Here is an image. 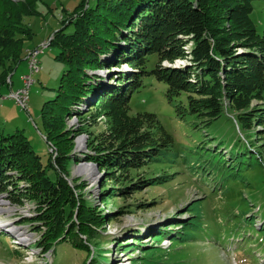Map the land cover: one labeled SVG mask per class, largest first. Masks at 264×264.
<instances>
[{
    "label": "trees",
    "instance_id": "obj_1",
    "mask_svg": "<svg viewBox=\"0 0 264 264\" xmlns=\"http://www.w3.org/2000/svg\"><path fill=\"white\" fill-rule=\"evenodd\" d=\"M40 1L0 0V84L8 78L11 84L22 45L31 38L24 20L38 15ZM256 1L263 0H83L62 21L49 46L58 47L55 59L67 69L40 113L47 163L20 131L0 132V194L14 204L23 199L35 204L29 222L41 234L36 249L46 254L54 244L69 247L71 238L78 239L83 264L109 263L97 242L106 237L97 228L116 218L85 198L84 184L68 180L69 167L78 159L73 153L77 136H88L82 158L102 172V202L131 199L167 182L163 176L133 177L174 144L155 114H130V99L143 87V78L167 86L166 97L181 117L194 115L212 124L227 114L240 132H264V31L259 33L252 19ZM154 55L156 66L147 69V57ZM69 115L76 116L75 131L65 125ZM102 120L105 129L94 132ZM147 206L138 202L119 212ZM190 213L191 221L170 227L183 229L170 233L174 241L195 239L199 217ZM157 233L155 241L169 235L163 229ZM134 237L132 245L142 241Z\"/></svg>",
    "mask_w": 264,
    "mask_h": 264
},
{
    "label": "rangeland",
    "instance_id": "obj_2",
    "mask_svg": "<svg viewBox=\"0 0 264 264\" xmlns=\"http://www.w3.org/2000/svg\"><path fill=\"white\" fill-rule=\"evenodd\" d=\"M81 2L83 0H41L36 3L38 15L24 20L31 38L22 45V61L12 72L11 84L9 78L7 83L0 84V132L20 131L45 164L49 146L43 137L41 108L55 97L60 77L67 69L55 59L59 49L55 45L49 46V40ZM252 19L258 32L263 33L264 0L254 2ZM43 44L47 46L37 57L41 70L32 75L27 110H22L6 97L23 86L22 77L29 73L27 52ZM147 58L146 68H155L157 56ZM180 62L176 65L184 64ZM104 72L106 75L111 73ZM166 91L164 83L154 77H145L143 87L132 95L129 103L130 114H155L174 139V144L163 151L158 161L133 177L163 176L167 177L166 183L144 188L131 199L102 202V172L95 163L82 158L86 154L88 136L82 134L73 141V153L78 159L69 167L68 180L77 185L84 184L85 198L98 211L111 213L116 218L97 228L106 237L97 241L100 254L109 261L107 264H264V132H240L227 114L212 124H205L194 115L181 117L176 112V103L167 99ZM64 122L72 131L78 126L75 115L66 116ZM104 129L102 120L92 130L100 132ZM79 139L82 140L81 149H77ZM87 165L94 171H77L79 166ZM104 184L107 188L113 185ZM21 186L24 185L21 183ZM0 199L3 202L0 223L4 226L0 229L3 232L0 234V264H83V252L77 250L78 239L71 238L69 247L61 242L54 244L46 254L35 248L41 234L36 233L29 222L34 216L32 201L23 199L20 205L14 204L7 194H0ZM138 202H146L148 206L145 209L133 207V213L119 212ZM190 212L199 217L195 239L183 243L182 239L174 238L175 242L170 237L171 234L174 236L172 232L183 229L170 227L191 221L189 216L193 213ZM162 229L169 235L155 241L157 232ZM136 235L142 236V241L132 245L131 238ZM119 242L121 247L117 248ZM14 249L19 253L16 254Z\"/></svg>",
    "mask_w": 264,
    "mask_h": 264
},
{
    "label": "built area",
    "instance_id": "obj_3",
    "mask_svg": "<svg viewBox=\"0 0 264 264\" xmlns=\"http://www.w3.org/2000/svg\"><path fill=\"white\" fill-rule=\"evenodd\" d=\"M47 45H42L38 50L34 53H29L26 57L27 60V69L28 75L22 77L23 86L17 90L11 91L10 94L6 97L14 101V103L21 109L27 110L28 104V92L31 88V78L32 75L37 74L41 68L39 67V62L37 61V57L39 54L43 53L44 48Z\"/></svg>",
    "mask_w": 264,
    "mask_h": 264
},
{
    "label": "bare ground",
    "instance_id": "obj_4",
    "mask_svg": "<svg viewBox=\"0 0 264 264\" xmlns=\"http://www.w3.org/2000/svg\"><path fill=\"white\" fill-rule=\"evenodd\" d=\"M43 45H47V44H43ZM39 48H35L34 50H32V51H28L27 52V55L29 54V53H34L36 50H38ZM25 56V55H24ZM40 72V71H39ZM38 72V73H39ZM81 147H82V140L81 139H79L78 141H77V149H81ZM83 170H86V171H88L89 173L90 172H93L94 171V169L92 168V167H89V165H87V166H79L78 168H77V171H83ZM2 200L0 199V205H2ZM1 212V211H0ZM3 224H1L0 223V229H3ZM15 238H19V237H15Z\"/></svg>",
    "mask_w": 264,
    "mask_h": 264
},
{
    "label": "water",
    "instance_id": "obj_5",
    "mask_svg": "<svg viewBox=\"0 0 264 264\" xmlns=\"http://www.w3.org/2000/svg\"><path fill=\"white\" fill-rule=\"evenodd\" d=\"M76 149V148H75Z\"/></svg>",
    "mask_w": 264,
    "mask_h": 264
}]
</instances>
